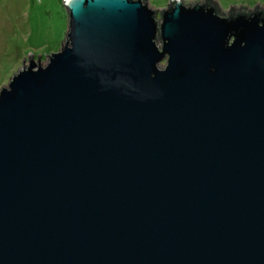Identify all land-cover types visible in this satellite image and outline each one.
<instances>
[{
	"label": "water",
	"instance_id": "1",
	"mask_svg": "<svg viewBox=\"0 0 264 264\" xmlns=\"http://www.w3.org/2000/svg\"><path fill=\"white\" fill-rule=\"evenodd\" d=\"M207 1L64 0L0 89V264H264V7Z\"/></svg>",
	"mask_w": 264,
	"mask_h": 264
},
{
	"label": "rangeland",
	"instance_id": "2",
	"mask_svg": "<svg viewBox=\"0 0 264 264\" xmlns=\"http://www.w3.org/2000/svg\"><path fill=\"white\" fill-rule=\"evenodd\" d=\"M151 9L162 11L169 0H143ZM187 5L205 0H182ZM224 14L232 7L250 11L264 7V0H211ZM68 29L64 0H0V89L24 65L46 64L48 56L63 46ZM161 41H158L160 45ZM25 60V63H24ZM166 61L161 63L165 66Z\"/></svg>",
	"mask_w": 264,
	"mask_h": 264
},
{
	"label": "trees",
	"instance_id": "3",
	"mask_svg": "<svg viewBox=\"0 0 264 264\" xmlns=\"http://www.w3.org/2000/svg\"><path fill=\"white\" fill-rule=\"evenodd\" d=\"M207 3L210 4V5H214L217 8V10L220 12V14L223 15V16H229L231 14H235L236 13V11L231 10L228 14H224V13H222L220 11L219 7L217 5H215L211 0L207 1Z\"/></svg>",
	"mask_w": 264,
	"mask_h": 264
}]
</instances>
